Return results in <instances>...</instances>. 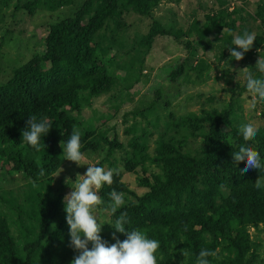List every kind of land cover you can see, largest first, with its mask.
I'll use <instances>...</instances> for the list:
<instances>
[{"label": "trees", "instance_id": "obj_1", "mask_svg": "<svg viewBox=\"0 0 264 264\" xmlns=\"http://www.w3.org/2000/svg\"><path fill=\"white\" fill-rule=\"evenodd\" d=\"M0 1L2 7L12 6L13 17L64 8L71 11L46 24L47 32L40 39L43 50L13 68L4 82L0 64V264H71L80 254L71 245L67 213L62 209L64 196L51 188L54 174L66 161L60 144L67 142L74 126L80 130L83 153L104 152L97 166L118 169L119 162L122 168L114 175L113 184L104 185L98 193L103 203L97 210L107 207L111 191L125 194V204L115 214L108 213L110 222L102 226L104 241L115 243L113 234L120 241L127 238L113 227L126 212L130 221L126 230H142L148 238L159 241L157 264H174L172 253L181 249L187 253L185 264H196L202 248L217 253L208 257L209 264H250L246 259L248 229H264V189L257 190L254 184L264 178V167L241 174L247 158L237 162L233 152L240 145L252 147L264 165V127L257 128L254 139L244 141L239 128L246 122L240 106L229 103L222 109L203 107L198 113L175 115L170 102L163 105L158 101L159 92L148 107L124 114V122L129 116H140L145 122L144 127L137 129L133 124L125 130L126 143L79 114L93 99L111 92L120 78L118 71L123 73L125 89L139 82L157 37L178 41L192 34L195 48L192 41L186 42L185 48L196 55L197 46L206 50L214 34V40L222 41L219 47L224 58L235 47L233 34L252 32L255 27L254 46L244 53V58L253 57L258 49L264 50V0H257L252 14L245 5L235 6L247 4L246 0H210L212 5L203 21L194 16L186 31L154 16L162 0H83L79 5L75 0ZM131 15L150 20L147 29L131 33L135 24L128 20ZM257 18L260 24L253 26L250 21ZM224 30L227 34L223 37ZM3 46L4 37L0 39V55ZM203 64L202 60L195 66L180 63L169 73L170 81L182 78L185 84L194 83L191 74L199 79ZM252 72L261 75L257 69ZM242 91L247 92L246 83L239 92H231L238 96ZM161 109L166 115L158 114ZM31 115L47 117L51 126L41 137L39 151L22 144V131L27 130ZM108 118H99L101 126ZM116 151L121 152L119 159ZM41 167L43 177L39 175ZM150 167L154 169L149 176L139 178L147 191L137 196L122 181L123 174L138 168L144 174ZM16 175L23 185L4 189L3 181ZM92 246L89 243V249Z\"/></svg>", "mask_w": 264, "mask_h": 264}, {"label": "rangeland", "instance_id": "obj_2", "mask_svg": "<svg viewBox=\"0 0 264 264\" xmlns=\"http://www.w3.org/2000/svg\"><path fill=\"white\" fill-rule=\"evenodd\" d=\"M246 1L247 4L239 2L235 6L245 5V10L248 13H254L257 0ZM82 2L83 0H75L76 5ZM211 5L210 0H181L179 3L162 0L160 6L154 10V16L160 19L162 23L174 26V29L186 31L194 16V19H197L200 23L203 21V15L208 12ZM11 11V5L8 8L2 7L0 1V39L4 37V46L0 55L1 82L6 81L11 76L12 69L29 60L35 51L41 52L43 50L40 39L47 32L46 24L48 22L57 21L61 17L71 14L69 9L64 8L56 12H37L33 16L20 13L13 17ZM128 20L135 23L130 30L131 33L145 31L150 23V20L135 15H131ZM250 23L257 26L260 24V19L257 18L253 22L250 21ZM256 31L257 29L253 27L252 32L256 33ZM222 33L223 37L227 34L225 30ZM235 35L234 33L233 39ZM213 37L214 34L209 38L211 43L206 50L197 46L196 55H191L188 48H185L186 42L192 41V46H195L196 37L192 34L181 37L178 41L168 36L157 37L145 58L139 82L132 84L131 88L125 89L124 82L121 81L123 73L118 71L116 75L120 78L111 92L93 99L91 106L84 107L79 115L86 121H94L95 126H99L100 129L113 131H110L109 136L115 134L119 141L126 143L128 135L125 134V130L133 124L136 125L137 129L144 127L145 122L142 121L140 116H129L128 121L124 122V114L148 107L157 99L156 93L159 92L158 101L163 105L166 101L170 102L171 110L175 115H187L190 112L198 113L203 107L204 109L210 107L222 109L231 103L235 107H241L240 114L244 122L254 121L257 128L264 127V101H258L253 105L251 95L249 94V96L247 92L242 91L240 92L242 94L238 96L232 95L231 92L232 90L239 92L245 85L246 79L240 70L248 67L251 72L254 71L260 53L257 52L251 58L236 61L228 51L224 58H221L219 45L222 44V41L220 39L214 40ZM236 50L242 51L239 48H236ZM200 60L204 61L202 76L198 79L191 74V80L194 83L185 84L182 78L170 81L169 73L177 65L180 63L188 64L189 62L192 66H195ZM210 97L214 98L212 102L207 101ZM115 107L118 109L115 110ZM162 110L158 114L160 116L162 114L166 115L167 112H162ZM101 116L110 117L104 122V126H101L99 121ZM162 123L163 121L161 126ZM161 126L160 128H162ZM152 148L153 146L150 147V150ZM84 155L86 158L81 161V166L67 160L64 162L54 174L51 185L53 192L62 193L64 197L70 194L73 190L72 185L71 183L70 185L67 184L66 181L71 179L74 184L78 174L85 175L88 165L97 166L105 156L104 152L84 153ZM120 156L121 152L116 151L115 157L119 159ZM103 167L107 169L106 165H103ZM117 168L122 170L119 162ZM153 169V167H150L144 174L140 168L134 173L124 172L122 181L135 195L141 196L147 189L140 186L139 178L149 176L150 171H153ZM1 176L2 172L0 171V179H3ZM2 185L4 189L9 190L22 186L23 180L17 175L8 176ZM126 199L134 200V197L126 195ZM62 209H65V204H63ZM102 210L99 209L96 212L100 225L101 227L108 226L110 222L108 213ZM248 234L250 250L246 259L249 260L250 264H264V229L254 230L249 228ZM111 242L114 243V240ZM182 253V249L173 251L174 264H185L187 261L186 255L183 256ZM72 261L73 259H71Z\"/></svg>", "mask_w": 264, "mask_h": 264}, {"label": "clouds", "instance_id": "obj_3", "mask_svg": "<svg viewBox=\"0 0 264 264\" xmlns=\"http://www.w3.org/2000/svg\"><path fill=\"white\" fill-rule=\"evenodd\" d=\"M256 41V33L244 31L240 35H235L230 48L231 57L236 61L244 59V53L250 51ZM236 48L242 51H237ZM260 53L255 69L261 74L256 76L245 67L240 70L246 79L247 93L251 95L253 105L258 101H264V50H257ZM211 53V52H210ZM27 130L22 131V144L30 145L39 151L41 137H45L50 131V124L47 117L38 119L36 115H31L28 120ZM257 126L254 121H248L240 126L239 132L244 141H250L257 134ZM65 160L74 162L81 166V161L85 160V155L81 151V133L78 128L73 127L70 138L65 143L61 142ZM234 160L241 162L247 158L245 167L240 170L241 174L250 169H261L260 153L252 147L240 145L237 151L233 152ZM118 169H106L101 166L88 165L85 175H77L73 184L71 179L66 181L72 187L70 194L64 197L66 221L70 228L71 245L79 251L71 264H157L156 253L160 248L159 241L148 238V236L138 229L126 230L125 225L130 221L126 212L121 213L115 221L116 232L126 235V239L120 241L113 234L115 243L109 244L101 237L102 227L96 214L97 207L103 203V199L98 193L104 185H112L114 175H118ZM39 175L43 177L45 170L40 168ZM257 190L264 189V178L260 177L254 183ZM223 188V185H221ZM109 204L102 211L115 214L119 208L125 204V194L115 190L109 193ZM93 246L89 249L88 245ZM183 256L187 255L183 251ZM216 252L207 248H202L196 260V264H209L208 257H215Z\"/></svg>", "mask_w": 264, "mask_h": 264}]
</instances>
